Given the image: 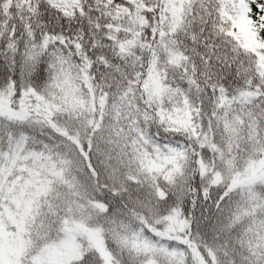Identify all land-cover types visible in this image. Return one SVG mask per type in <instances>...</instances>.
<instances>
[{
	"label": "snow or ice",
	"instance_id": "1",
	"mask_svg": "<svg viewBox=\"0 0 264 264\" xmlns=\"http://www.w3.org/2000/svg\"><path fill=\"white\" fill-rule=\"evenodd\" d=\"M0 264H264V0H0Z\"/></svg>",
	"mask_w": 264,
	"mask_h": 264
}]
</instances>
